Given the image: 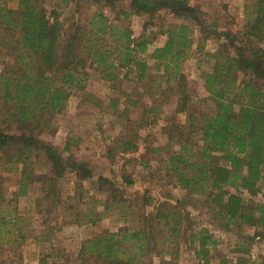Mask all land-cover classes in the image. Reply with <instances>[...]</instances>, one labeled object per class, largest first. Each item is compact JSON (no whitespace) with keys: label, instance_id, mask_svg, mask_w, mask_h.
Listing matches in <instances>:
<instances>
[{"label":"trees","instance_id":"1","mask_svg":"<svg viewBox=\"0 0 264 264\" xmlns=\"http://www.w3.org/2000/svg\"><path fill=\"white\" fill-rule=\"evenodd\" d=\"M13 1L0 0L1 245L17 255L27 241L29 217L18 213L17 198L34 185V214H49L63 204L58 179L70 173L77 181L73 195L65 199L76 202L75 207L65 206L66 212L77 210L72 224L94 227L109 219L117 225L114 231L83 241L78 264H179L184 249L192 252L196 264H211L218 240L206 228H191L181 203L156 201L146 194L127 198L110 177L94 178L87 163L74 160L84 145L75 134L66 135L60 150L41 140L56 134L57 116L73 92L84 91L92 74L109 84H140L149 75L148 61L161 73L152 75L150 82L163 79L156 89L164 102L174 99L175 106L161 128L165 147L142 148L139 159L126 162L135 161L150 179L202 197L224 229H253L249 240L264 243V0L249 2L244 24L236 32H217L202 24L191 0H57L50 10L43 0H17L16 7L9 8ZM118 3L126 4L127 11L120 12L124 19L129 14L144 19L140 33L113 23L103 12L114 11ZM83 6L94 7L85 21L80 15ZM69 7L73 17L67 27L61 13ZM159 36L165 38L163 45L149 53ZM200 55L208 70H202ZM189 59L196 60L211 114L190 101L181 72ZM155 97L149 95L151 105L142 108L138 120L125 116L120 122L122 132L107 158L139 151L138 142L146 139L138 137V130L160 119ZM137 98L125 99L124 113L137 106ZM99 103L95 106L103 111ZM39 160L46 172L35 173ZM5 171L19 175L17 189L10 193L1 187ZM120 179L132 185L129 177ZM83 181L93 185L89 200L80 188ZM52 232L40 239L48 242ZM232 253L238 256L222 257L218 264H264V254L251 260L244 244Z\"/></svg>","mask_w":264,"mask_h":264},{"label":"rangeland","instance_id":"2","mask_svg":"<svg viewBox=\"0 0 264 264\" xmlns=\"http://www.w3.org/2000/svg\"><path fill=\"white\" fill-rule=\"evenodd\" d=\"M16 1L8 3V7L14 9ZM250 1L191 0L190 2L199 9L201 23L211 25V30L236 32L244 24L245 8ZM56 4L57 0L42 1V5L47 10L55 7ZM92 10H94L92 6H83L81 8L82 21L88 18ZM71 11L72 9L69 7L61 13V19L67 27L72 21L73 15ZM121 11H127L125 3H118L114 11L108 8L103 10L113 23L130 26L135 34L140 33L144 19L131 14H129L127 19H124L120 13ZM67 27L65 28L68 29ZM164 41V37H157L150 46L149 53L154 48L161 47ZM207 43L203 52L208 49ZM199 60H201L202 70H208L209 65L203 62L206 58L200 55ZM148 64L149 75L140 84L123 80H117L109 84L92 74L85 85L84 91L73 92L64 112L57 116L55 121L57 126L56 134L54 136H41V140L60 150L66 135L68 133L75 134L82 138L84 145L81 147L80 154L74 157V160L87 163L94 178L99 175L110 177L115 186L127 198L146 194L156 201H167L169 204L181 203L188 216L190 227L193 229L206 228L218 240V245L211 256V264H218V260L222 257L228 260L237 257L238 255L232 253V250H235L241 244L249 246L250 255L248 256H250L251 260H255L258 256L264 254V243L257 239L254 241L249 240V237L254 233L253 229H237L234 227L224 229L222 227L224 224H221L222 221L214 217L211 207L204 202L202 197L189 196L180 188H171L157 179H150L135 161L126 162L128 159H139L142 148L145 150L148 147H165L166 137L161 134V128L164 125V120L171 115L175 106L174 99L164 102V98L160 96V92L156 89V85L162 82L163 79L156 80L154 84L150 82L152 75L158 74V76H161V73H157L152 68L151 62L148 61ZM181 72L186 77L187 86L191 91L190 101L197 106L200 112L211 114L213 106L210 102L205 101L207 94L204 92L199 79L196 60L189 59L185 61ZM150 94H155L154 100L160 103V106H157L159 110L157 118H160L157 125L147 126L138 130V137L146 140L143 143L138 142L139 151L137 153L127 155L113 153L110 158H107V150L113 147L122 132L120 122L123 121L125 116L132 122L138 120L142 114V108L151 105V100L153 99L149 98ZM129 96L138 97V104L136 107L128 108L127 112L124 113L125 106L123 105L125 99ZM85 98H88V100L85 101ZM115 101L121 104L117 108H113L111 105V102ZM97 102H100L101 106L103 105V111L95 106ZM33 169L35 173L47 171L46 165L42 160L36 161ZM121 175L129 177L132 185H123L120 179ZM1 176V187L4 192L10 193L17 189L16 183L19 176L17 172L8 173L5 171ZM75 182H77L76 179L70 173L58 179L57 185L63 204L60 207H54L49 214L45 213L43 216L35 215L32 207L38 195L36 186L31 185L25 196L17 198L18 213L29 217L30 225L25 231L27 241L18 248L17 255H14L7 246L0 244V264H78L76 259L77 252L83 241L104 230H115L116 223L109 219L98 222L94 227L72 224L74 212L77 210L66 212L65 206L75 207L76 202H67L65 199L73 195L76 186ZM80 185L83 195L86 197L85 200L93 197V185L91 182L83 181ZM9 193H7V197ZM244 198L246 197L244 196ZM23 221L26 220L24 219ZM49 229L53 230L52 236L45 243L42 238L40 239V236H47ZM34 238L37 239L35 240ZM184 250L179 258V264H196L192 258V252ZM43 255L45 256L44 259Z\"/></svg>","mask_w":264,"mask_h":264}]
</instances>
